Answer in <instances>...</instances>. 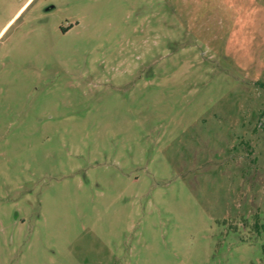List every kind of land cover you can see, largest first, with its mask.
<instances>
[{
  "label": "rangeland",
  "instance_id": "rangeland-1",
  "mask_svg": "<svg viewBox=\"0 0 264 264\" xmlns=\"http://www.w3.org/2000/svg\"><path fill=\"white\" fill-rule=\"evenodd\" d=\"M261 225L264 0H0V264H264Z\"/></svg>",
  "mask_w": 264,
  "mask_h": 264
},
{
  "label": "trees",
  "instance_id": "trees-1",
  "mask_svg": "<svg viewBox=\"0 0 264 264\" xmlns=\"http://www.w3.org/2000/svg\"><path fill=\"white\" fill-rule=\"evenodd\" d=\"M258 224L256 223L255 224V229H257L258 231H260L261 229L259 228L258 229V226H257ZM260 227H263V232H264V226L263 225H261ZM262 251H263V253H264V244H263V246H262Z\"/></svg>",
  "mask_w": 264,
  "mask_h": 264
}]
</instances>
